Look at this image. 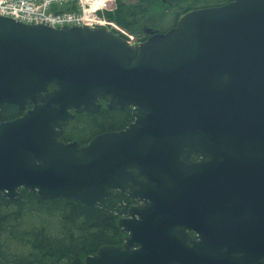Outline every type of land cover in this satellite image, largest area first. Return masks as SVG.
<instances>
[{
  "label": "water",
  "instance_id": "obj_1",
  "mask_svg": "<svg viewBox=\"0 0 264 264\" xmlns=\"http://www.w3.org/2000/svg\"><path fill=\"white\" fill-rule=\"evenodd\" d=\"M150 34L133 47L0 16V112L33 105L0 123V197L136 202L118 223L124 245L85 264H264V0L193 10ZM101 100L134 121L64 143Z\"/></svg>",
  "mask_w": 264,
  "mask_h": 264
},
{
  "label": "trees",
  "instance_id": "obj_2",
  "mask_svg": "<svg viewBox=\"0 0 264 264\" xmlns=\"http://www.w3.org/2000/svg\"><path fill=\"white\" fill-rule=\"evenodd\" d=\"M232 1L116 0L115 9L107 17L146 41L149 30L167 32L169 29L163 28L170 17L171 29L190 11ZM100 104L102 110L98 114L76 116L62 137L64 143L86 146L94 137L124 130L134 121L130 109L108 110L105 101ZM18 113L15 107L5 108L0 122ZM132 205L133 201L121 192L97 206L66 198L44 200L26 190L15 201L0 197V264H85L86 258L102 247L124 245L126 236L118 223Z\"/></svg>",
  "mask_w": 264,
  "mask_h": 264
},
{
  "label": "built area",
  "instance_id": "obj_3",
  "mask_svg": "<svg viewBox=\"0 0 264 264\" xmlns=\"http://www.w3.org/2000/svg\"><path fill=\"white\" fill-rule=\"evenodd\" d=\"M115 0H0V16L29 25H44L55 29L88 27L114 30L135 45L128 35L105 17Z\"/></svg>",
  "mask_w": 264,
  "mask_h": 264
},
{
  "label": "flooded vegetation",
  "instance_id": "obj_4",
  "mask_svg": "<svg viewBox=\"0 0 264 264\" xmlns=\"http://www.w3.org/2000/svg\"><path fill=\"white\" fill-rule=\"evenodd\" d=\"M149 34H148V32H146V36H148ZM31 105V104H30ZM30 105L28 106V109H27V111H25V112H22V111H20L17 107H15V106H7V107H5V108H8V107H15V108H17V110H18V114H17V116H14V117H12V118H10L8 121H5V122H11V121H14V120H17V119H19V118H21V117H23L29 110H31L32 109V107H33V105H31V108H29L30 107ZM5 108L2 110V111H4L5 110ZM1 111V112H2ZM1 112H0V115H1ZM79 116V115H78ZM75 120V119H74ZM73 120V121H74ZM73 121H71V122H73ZM70 122V123H71ZM0 123H2V122H0ZM69 123V124H70ZM68 124V125H69ZM68 125H67V127H68ZM67 127H66V129H67ZM66 129H65V131H64V133L66 132ZM87 146V145H86ZM82 147H84V146H82ZM137 203L136 202H134L133 201V205L132 206H134V205H136ZM189 236L191 237V238H196V235L194 234V233H189Z\"/></svg>",
  "mask_w": 264,
  "mask_h": 264
},
{
  "label": "rangeland",
  "instance_id": "obj_5",
  "mask_svg": "<svg viewBox=\"0 0 264 264\" xmlns=\"http://www.w3.org/2000/svg\"><path fill=\"white\" fill-rule=\"evenodd\" d=\"M127 2H130V3H134L135 0H127ZM171 2V1H170ZM172 17L168 18V20L166 21L165 23V26H164V30H168L170 29V27L173 25L172 21H171Z\"/></svg>",
  "mask_w": 264,
  "mask_h": 264
}]
</instances>
